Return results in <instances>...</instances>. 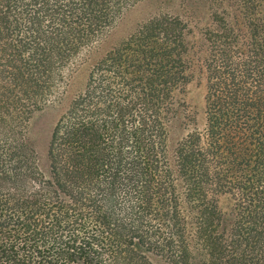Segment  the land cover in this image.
<instances>
[{
  "label": "trees",
  "instance_id": "1",
  "mask_svg": "<svg viewBox=\"0 0 264 264\" xmlns=\"http://www.w3.org/2000/svg\"><path fill=\"white\" fill-rule=\"evenodd\" d=\"M142 1L0 0V264H264V0Z\"/></svg>",
  "mask_w": 264,
  "mask_h": 264
},
{
  "label": "rangeland",
  "instance_id": "2",
  "mask_svg": "<svg viewBox=\"0 0 264 264\" xmlns=\"http://www.w3.org/2000/svg\"><path fill=\"white\" fill-rule=\"evenodd\" d=\"M166 1L167 0H144L140 3H137L133 7L129 8L123 15L122 19L116 24L115 28L111 31L108 38L104 41L103 46L105 47L113 42H117L135 24L144 20L146 17L150 16L151 14L169 10L171 6L170 5L166 6V4L164 5V2L166 3ZM197 1L198 3L203 2V0H197ZM214 3L217 7L220 5L219 0H217ZM223 3H225V1ZM206 4L207 3H205V5ZM200 5L201 3H199L198 6L200 7ZM74 81L76 85L81 84L83 81V75L79 74ZM203 93H204V79L203 76L202 77L200 76L198 82L188 89L187 98L189 104L191 106L200 108L202 105ZM57 114L58 111L54 109H48L41 111L40 113L34 116V120L32 122L33 133L38 139L43 140L46 137L49 128L52 122L54 121V119L56 118Z\"/></svg>",
  "mask_w": 264,
  "mask_h": 264
}]
</instances>
